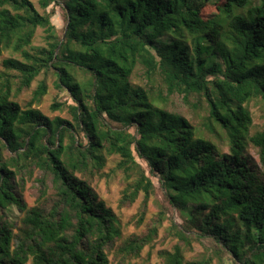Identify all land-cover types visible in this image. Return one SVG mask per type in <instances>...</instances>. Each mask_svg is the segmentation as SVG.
Instances as JSON below:
<instances>
[{"label": "trees", "instance_id": "obj_1", "mask_svg": "<svg viewBox=\"0 0 264 264\" xmlns=\"http://www.w3.org/2000/svg\"><path fill=\"white\" fill-rule=\"evenodd\" d=\"M3 53L0 264H130L166 220L159 264H264V0H0ZM48 76L70 119L36 107ZM111 157L117 208L143 194L127 237L95 190Z\"/></svg>", "mask_w": 264, "mask_h": 264}, {"label": "rangeland", "instance_id": "obj_2", "mask_svg": "<svg viewBox=\"0 0 264 264\" xmlns=\"http://www.w3.org/2000/svg\"><path fill=\"white\" fill-rule=\"evenodd\" d=\"M52 23L55 25L57 29L61 28L63 26L62 17L60 15V11L56 9L55 15L52 19ZM32 46L35 48H40L45 46V39H44V33L42 30H38L35 38L33 39ZM8 57V53H3L1 58ZM43 76L38 77L39 79H42ZM54 81L55 78L53 76L46 77V83L48 87V94L43 98L40 105L36 106L42 113L47 115L50 118H54L56 116L70 119L67 112H55L52 113L49 110V106L52 103V101L57 99L58 101H61L64 98L63 93H59L55 87H54ZM36 85V83L33 84V87ZM29 99V93L23 94L20 98L21 104L22 101H27ZM251 114L253 116V122L256 125H259L262 123V115L263 112L261 110V107L259 105H252L250 106ZM249 156L257 161L256 153L253 149L249 148L248 150ZM117 159L115 157H111L107 160L106 166L104 168V172L108 174V177L102 178L99 181H97L95 190L98 193L100 199H102L107 206L111 207L116 215L118 216L120 223L122 225V232L124 237H127L129 234L133 232H140L143 229V225L140 226L136 225V217L138 215V211L140 210V206L142 203L143 194H140L136 201L128 208H122L118 209L117 204L120 199L121 190L124 188L125 182L123 180L122 175L119 172H114V167L116 164ZM27 187H30V183L27 184ZM157 188V187H156ZM32 191L29 188L27 192H25V200L28 204L31 205L33 202L32 198ZM161 204V198L159 190L156 189L155 193L148 198L147 206L145 209V218L143 222H146L149 220L150 217H152L154 214L158 213L160 211V205ZM172 220L174 223L178 224L180 222V217L178 213L173 214ZM170 221L166 220L162 223L161 228L158 232V241L156 240L155 245L152 247H146L144 248L141 258L138 260H133L130 264H159L160 258L158 257L157 253L162 249L170 250V248L174 245L175 241H170L167 237H165L164 232L169 227ZM161 239H164L163 244L160 243ZM209 245L206 241L203 242V244H197L193 243L192 248L193 250L191 252L185 253L186 259H195L203 255L208 248ZM213 264H217L216 261L213 262Z\"/></svg>", "mask_w": 264, "mask_h": 264}]
</instances>
